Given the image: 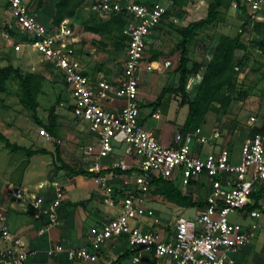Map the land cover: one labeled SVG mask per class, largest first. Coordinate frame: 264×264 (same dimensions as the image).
Listing matches in <instances>:
<instances>
[{
	"label": "built area",
	"instance_id": "1",
	"mask_svg": "<svg viewBox=\"0 0 264 264\" xmlns=\"http://www.w3.org/2000/svg\"><path fill=\"white\" fill-rule=\"evenodd\" d=\"M172 6L176 7L175 0L152 4L96 1L93 9L98 13H124L129 17L122 31L125 48L121 77L109 82L93 81L85 74L76 58L67 21L47 28L23 0H0V12H4L1 35L8 39L12 32L25 37V44L59 72L68 96V103L61 102L60 106L70 107L72 116L85 122L93 135V143L83 149L82 155L85 160L93 159L91 170L97 174L93 178L101 202L110 208L119 206L117 215L87 232L86 245H52L45 250L47 261L42 264H50L48 259L60 254L72 264H96L103 248L119 239H124L130 252L128 264H238L235 255L254 239L255 225H244L230 216L244 220L264 216V136L248 134L236 156L221 142L218 126L208 134L201 127L178 130L169 144L163 145L142 124L140 78L171 65L168 60L146 61L147 38ZM231 6L244 9L242 22L247 23L248 30L255 22H264V0H233ZM114 99L120 101L119 107H107ZM150 117L159 120L160 109L151 111ZM116 146L124 147L122 153L130 162H114L104 173L100 159L111 156ZM114 170L126 175L123 194L112 183ZM153 178L178 179L184 187L200 185L205 205L196 208L194 217L178 215L171 232L165 233L153 224L149 229L143 227L142 220L153 214L146 207ZM45 186L41 182L36 188L16 185L5 192L0 189L10 203L31 209L32 217L42 222L39 236L58 226L56 210L63 201L56 183H51L52 197L42 196ZM0 240V264H25L39 254L11 233L1 210Z\"/></svg>",
	"mask_w": 264,
	"mask_h": 264
},
{
	"label": "rangeland",
	"instance_id": "2",
	"mask_svg": "<svg viewBox=\"0 0 264 264\" xmlns=\"http://www.w3.org/2000/svg\"><path fill=\"white\" fill-rule=\"evenodd\" d=\"M31 1L29 0V6ZM96 1L73 0L74 4L78 2L77 6L73 10L72 16L66 17V19L72 20V23H68L72 33L79 32V28H75L74 24L80 25L83 30L89 20L92 21V24H96L103 16L102 20L108 18V14L94 11L93 6ZM120 1L124 2L128 0ZM212 1L182 0L181 4L171 7L167 17L151 33L154 37L153 41L158 42L156 48L161 49L160 52L163 55L160 56L161 58L172 61L174 66L178 65L179 51L176 50L175 45L179 36L171 25L184 27L190 22L204 18L207 6ZM232 1L222 0V6L219 9L216 22L201 30L190 43L189 66L193 63H204V60L209 59L221 35L234 37L238 33L243 14L239 8L235 9L231 6ZM58 2L60 0H46V9L44 11H47V9L56 11V4ZM2 31L0 17V68L11 64L14 67L20 68L22 75L27 72H34L43 76L44 82L41 93L38 96L39 107L37 111L43 123H47L48 112L51 108L54 109L57 137L55 139L52 138L34 123L30 117V112L23 108L18 101V79L13 75L9 76L5 81L4 87L0 89V134L7 137L11 143L30 150L44 148L51 152L52 155L37 154L27 157L25 152H12L6 149L3 142L0 141V189L2 192H5L10 187L16 185L34 188L33 186L38 182H45L46 186L44 189L48 188V191H51L54 190L53 187H50L51 183L58 182L56 183L57 187L63 193L65 188L63 187L64 185H60L62 184V180H65L67 177H80L81 175L69 176L65 171L57 170L53 166L55 161L54 143H58L59 155L64 162L74 169H84V165L79 158L82 156V151L85 148V137H83L85 126L83 127L82 122L72 117L65 107L60 106V102L67 101V95L60 74L51 65L45 63L39 56L33 53L31 48L23 41V36L13 33L10 38L6 39L1 35ZM241 39L247 45V50L235 52L234 64L239 68L240 78H244V80H239L240 82L236 86L235 93L232 95L233 101L228 105L226 111H219L218 105H214L216 109L207 113L205 121L201 125L205 134H208L213 127L218 126L221 133V142L226 144L234 155L239 153L241 143L248 136L250 130L253 127L260 126L264 120V56L250 44L253 39L251 35L243 34ZM90 41L98 50H109L108 48H112L113 51H116L111 71L112 75L119 78L122 72L121 63L123 57L121 51H123V47L120 44H114V40L106 36H101L99 40L90 39ZM147 44L146 46L149 47L152 45L150 43ZM149 52L150 49L146 48L147 57L150 55ZM170 68L171 66L168 68V73L171 74L174 70ZM198 78L199 76H191L188 79L186 92L189 98H192L195 94L196 86L199 82ZM177 86L178 80H175L174 77L170 80H140L142 113L146 114L155 110L150 104L155 101L162 89L172 90ZM181 99L179 93L169 91L158 106L160 109L159 121L165 126L159 134L161 141L164 143H167L183 127L188 107L187 105L182 106ZM251 117H254L255 121L249 123ZM146 121L148 123L154 122L153 119ZM86 134L88 137L92 135L90 132ZM123 149L124 147L116 146L111 157H121ZM124 158L127 159V157ZM92 182L96 185L94 180ZM119 182H117L119 186H125V178L120 179ZM96 188L98 189L97 186ZM82 189L81 187L76 192L71 191L69 199H77L75 197L81 194ZM182 192L193 195L195 201L204 200L205 197L202 187L196 184L184 187ZM146 207L149 210H153L151 216L158 220V223H153V227L157 226V228L163 229L165 233L171 232L173 229L176 215L182 214L185 217H194L196 215V208H198H189L183 211L173 209L163 198L150 193L146 196ZM74 209L66 203H61L56 210L58 226L51 229L50 233L46 232L42 236L37 235V229L34 230V238L39 247L44 246L46 243L48 245H55V243L59 242L62 245L65 244L66 247L70 246L73 248L81 245L78 240L80 233L79 226L77 225L75 229L69 228L70 224L73 225L72 212H74ZM230 219L244 225L253 224L256 226L254 239L243 250L248 253L246 255H249V259L252 256H256L258 258L257 261L261 264L264 259V216H260L254 220H244L231 215ZM100 220L93 222L88 231L96 227ZM57 230L59 233L53 235ZM1 245L2 242L0 240ZM39 255L41 257V252H39ZM117 256L109 253L104 258V261L106 263L114 262ZM38 258L31 259L25 264H40L41 259L39 258L38 260ZM48 261L50 264H57V262H60V264H72L66 259L65 254H60L56 258H50ZM100 263L103 264V261ZM121 264H128V260L124 259Z\"/></svg>",
	"mask_w": 264,
	"mask_h": 264
},
{
	"label": "trees",
	"instance_id": "3",
	"mask_svg": "<svg viewBox=\"0 0 264 264\" xmlns=\"http://www.w3.org/2000/svg\"><path fill=\"white\" fill-rule=\"evenodd\" d=\"M182 0H175V6L181 4ZM42 0H39L41 4ZM77 3L74 4L73 0H60L56 4V11L53 17L54 25L58 26L66 17H71L73 10L76 8ZM222 6V0H213L207 6L206 15L204 18L190 22L184 27H175L171 25L179 36V39L175 45L177 51H179L178 65L176 72L178 73V86L172 90L162 89L155 101L150 104L154 109L158 108L160 102L167 92L173 91L181 95V104L187 105L188 113L183 123V127L180 129L182 132L193 131L205 121L207 113L213 109H216L214 105H218V110L225 112L228 105L233 101L232 95L235 93L236 86L240 78L239 68L234 64L235 52L246 51L247 45L242 42V35L247 33L251 35L253 39L250 44L253 45L264 56V22H255L252 24L250 30L246 28V22L240 24L241 30L234 36L221 35L214 46L209 59L204 60V63H193L189 66V45L192 40L198 35V33L206 27L213 25L219 15V9ZM244 15V9H241ZM168 15V13H167ZM163 18V20L167 17ZM160 22V24L163 22ZM243 20V17H242ZM129 17L122 14H110L106 20L95 25L94 27H85L87 31L97 33L101 36H106L114 40V44H120L123 49L125 48V36L122 31L128 24ZM159 24V25H160ZM13 34L12 32L10 33ZM23 41L27 42V39L23 37ZM115 45V46H116ZM117 48V47H115ZM161 56V52H152V56L149 58L150 62L156 61ZM204 66V68H202ZM15 76L19 82L18 89V101L20 105L30 112V117L34 123L46 132L52 138H56V122L54 109L51 108L48 112L47 123H43L38 114V96L41 93L44 78L41 74L34 72H27L24 75L21 74V70L18 67H14L11 64L0 68V89L4 87L5 81L9 76ZM199 76L198 84L196 86L195 94L192 98H189L186 92V86L189 77ZM63 82V81H62ZM65 89V88H64ZM61 103V102H60ZM64 103H68L67 101ZM70 111V107L65 108ZM261 134L264 136V120L260 126L253 127L249 134ZM0 141L3 142L4 147L12 152L22 151L25 152L27 157H31L37 154H51L48 150L41 148L37 150H30L23 146L11 143L7 137L0 134ZM55 161L53 166L57 170L65 171L69 176H85L89 178L95 177L97 174L84 170L74 169L69 166L59 155V145L54 143ZM57 163H59L57 165ZM107 169L104 173L109 172ZM122 174L119 170H114ZM148 193L163 198L168 204L174 205L180 208H195L203 207L205 205L204 200L195 201L193 195L184 194L178 181H169L162 178H153L148 189ZM78 203L71 204L72 207H76ZM31 209L29 212L31 213ZM126 251L120 255L112 264H117L121 259L128 257L130 254Z\"/></svg>",
	"mask_w": 264,
	"mask_h": 264
},
{
	"label": "crops",
	"instance_id": "4",
	"mask_svg": "<svg viewBox=\"0 0 264 264\" xmlns=\"http://www.w3.org/2000/svg\"><path fill=\"white\" fill-rule=\"evenodd\" d=\"M23 1L27 5L29 4V0H23ZM134 1L137 3H142V4H152V3L164 2L165 0H134ZM28 7L32 11L35 12L37 20L41 24H43L45 27H47V28L56 27V25H54V23H53V17L55 14V10L47 9V11H44L46 9V0H42L41 4H39V0H32L30 6L28 5ZM3 10H4V6H3ZM3 10H1V12H0L1 24H2V21L4 18ZM102 18L99 21H97L96 24H92V21L89 20L88 24H85L83 30L80 27V25L74 24L75 28L76 27L79 28V32H77L75 34L73 33V39L74 40H73L72 46H73V49L75 51L76 58L80 62V64L82 65L85 74H87L93 81L104 79V80H107L109 82H116L117 81L116 79L119 80L121 77V75L119 78L115 77V75H112V71H111L113 63H114L113 58L115 57L114 54L116 53V51H113L112 48H108L109 50H98L97 48H95L92 45L93 43H91L90 39L99 40L101 35H99L97 33H92L90 31L88 32L85 29V27H90V26L94 27L95 25L106 20V19L102 20ZM63 21H67L68 23H70L72 20L65 18ZM67 27L70 28L68 26V24H67ZM70 30H71V28H70ZM153 38L154 37L151 34L147 38V43H150V45L152 44L150 47L147 46V48L150 49L149 57H147V54H146V61L147 62H150L149 58L152 56L153 51H155V52L161 51V49L156 48V45L158 44V42L153 41ZM87 39H89V40H87ZM121 53H122V57H123L122 63H121V69H122L123 60H124V49H123V51H121ZM35 55L38 56L36 53H35ZM161 55H162V53H161ZM160 58L161 57H158V59H156V61L160 60ZM161 59H164V58H161ZM164 60H168V59H164ZM156 61H153V62H156ZM170 62H171V65H170L171 68L170 69L174 70L173 73L172 72H171V74L168 73V68L163 70V71L154 70L150 73L142 74L140 80H170L172 77H174L175 80H178V73L175 70L177 66H174L172 61H170ZM139 97H140V106H141L142 94H141L140 87H139ZM119 105H120V101L117 99H114L113 102H108L106 104V106L109 108H116V107H119ZM141 110H142V108L140 109V116H141L142 124L145 127L152 130L153 135L158 142H160L163 145L169 144L172 137L169 139V141L167 143H164L163 141H161V136L159 135L161 130L164 129L165 126H163L159 120H154V119H153L154 120L153 123H148L146 120L152 119L150 117L151 111L147 112L146 114H143ZM68 113L71 114L69 111H68ZM80 122H82V121H80ZM81 124L83 125V127L85 126L83 137H85L84 141H85V147H86V146L90 145L91 143H93L94 139H93V135H90L88 137L86 134L89 132L87 124L85 122H82ZM86 131H88V132H86ZM87 139H88V142L86 143ZM121 154H122V156L117 157V158L109 156L107 158L100 159V165L102 166L104 171H106L112 163L118 162L119 160H125L126 162H130L129 158L125 159L122 152H121ZM236 156H237V154H236ZM79 159H80L81 163L84 165V170L92 172V170H91L92 161L91 160H93V159L91 158V159L85 160L83 155L80 156ZM235 159H236V157H235ZM125 176L126 175L119 174L118 172H116V173L113 172V176H112V183L116 187L117 191L121 194L124 193V191H125V189H127V187H126V185L125 186H119V184H117V182L120 183L119 182L120 179L121 180L124 178L126 179ZM92 180H94V178H89V177H85V176L73 177V178L67 177L65 180H62V184L59 183L60 185H64L63 187L65 188V191H63L62 203H66L70 207H72L71 204L78 203V205L76 207H72V208H75L73 210L74 212H72L73 222L72 221L71 222L73 223V225L70 224V226H69V228H71V229L72 228L75 229L77 225L79 226V230H80L79 232L80 233L78 236L79 237L78 240H79L81 245H79L77 247H81V246L86 245V235H87L89 227L93 224V222L99 221L101 218H103V219H101L100 222L108 220L112 216L117 215L119 212V206L110 208L101 202V196H100L99 190L96 188L97 185H95L94 182H92ZM38 183H41V182H38ZM54 183H58V182H54ZM37 184L34 185L33 187L36 188ZM29 187L32 188L31 186H29ZM81 187L83 188L82 189L83 191L81 192L80 195L78 194L77 197H75L77 199H75V200L69 199V195H70L71 191L76 192L77 189L81 188ZM179 187H180L181 191H183L184 186L180 183V181H179ZM52 191L53 190L48 191V188L43 189V190H41V195L45 196L46 198L52 197V194H53ZM170 207L173 209H178V210H182V211L186 209V208L176 207L174 205H170ZM0 210L3 212L4 216L6 217L7 225H8L9 230L11 231V233L16 235L17 237H19L22 240V242L25 244V246H27L28 248H32V249H35V250L41 252V257L38 254V256L34 259H37L39 257L41 259L40 264H42L44 261H47L44 252H45V250H47L52 245H48V243H46L42 247L38 246V243H37L36 239L34 238V232H35L34 230L37 229V232H38L39 228L41 227L42 222L40 220H36L32 217V211L30 213L29 208H24L23 206L13 205L12 203H10V201L7 200V198L2 193H0ZM5 211H7V213H5ZM151 211L153 212V210H151ZM176 216H178V215H176ZM66 223H67V221H66ZM153 223L154 224L158 223V220L154 219L153 216L148 217V218H144L142 220V226L145 228H148V229L151 227V225ZM154 228L157 229V226H155ZM58 233L59 232L57 230V231H55V234H53V235H57ZM62 240H63V237H62ZM55 244H58V243H55ZM59 244H61V243L59 242ZM62 246L64 248H73L70 246L66 247L65 244ZM126 251H129V250H128V247H127L124 239L113 240V241L109 242L103 248V250L99 256V261L96 264H101L100 263L101 261H103V264H112L113 262H107L106 263V261H104V258L109 253L113 254L114 256L118 255L114 259V261H115L117 258H119L120 255L124 254ZM244 251L245 250L242 249L235 255V259H236L238 264H260V262L257 261L258 258L256 256H252V258L249 259V257H248L249 255H246L248 253H246ZM242 252H244V253H242ZM129 256L121 259L120 262H118L117 264H121V262H123L124 259H127L128 263H129ZM39 258H38V260H39ZM57 264H60V262H57ZM261 264H264V259L262 260Z\"/></svg>",
	"mask_w": 264,
	"mask_h": 264
}]
</instances>
